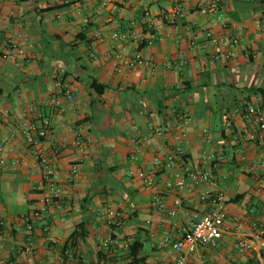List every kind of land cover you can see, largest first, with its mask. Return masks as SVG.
<instances>
[{"label":"crops","instance_id":"0c3cea01","mask_svg":"<svg viewBox=\"0 0 264 264\" xmlns=\"http://www.w3.org/2000/svg\"><path fill=\"white\" fill-rule=\"evenodd\" d=\"M228 1L223 22L207 15L204 0H192L183 18L162 23L150 38L141 0H0V56L8 39L23 42L17 60L0 58V158L7 161L0 170V264H68L66 245L84 264H175L172 243L212 207L201 199L205 190L225 193L224 233L215 245L198 247L191 264H264L254 241L234 246L250 237L255 221L264 222V169H251L263 150L249 137L255 120L242 111L264 104V0ZM173 2L147 6L157 14ZM128 29L145 37L140 49L149 64L115 69L113 51L122 43L111 34ZM231 35L240 39L235 47ZM128 45L130 52L136 47ZM230 50L235 55L227 57ZM58 75L78 85L75 102L56 93ZM94 81L104 86L100 92ZM181 113L190 116L185 139L176 127ZM45 117L53 135L40 148L56 164L61 193L40 210L46 185L25 130L41 127ZM156 125L168 129L151 134ZM78 133L86 153L72 183ZM179 146L192 171L212 172L217 184L185 174L178 188L183 169L158 167L155 158ZM142 168L156 172L153 187L138 176ZM155 194L165 196L166 210L151 206ZM34 212L29 231L23 217ZM80 224L84 232L70 245ZM135 242L141 247L132 255Z\"/></svg>","mask_w":264,"mask_h":264},{"label":"built area","instance_id":"2783aa9c","mask_svg":"<svg viewBox=\"0 0 264 264\" xmlns=\"http://www.w3.org/2000/svg\"><path fill=\"white\" fill-rule=\"evenodd\" d=\"M146 5L145 17H146V28L149 31L150 38H153L156 29L162 23L168 21L175 23L178 19L184 17L186 13V6L192 0H174L173 4L166 9H162L157 14H153L150 8L147 6L152 0H141ZM229 5L228 0H204L203 6L205 12L208 16H215L220 22H223L224 17L221 13V9ZM113 19V18H112ZM117 25H119L116 19ZM84 21L89 22L88 18ZM256 24L261 26V19L256 15ZM94 35L97 39L102 40L103 36L100 29L94 31ZM210 36L211 33L207 32ZM113 39L121 41L119 48L113 51L112 65L115 69H120L122 67H135L139 65H147V61L140 49V44L145 41V37H140L136 31L128 29L126 31L115 30L111 34ZM129 41L135 44V49L130 52ZM240 39L236 35H231V46L235 47L239 44ZM10 48L3 52L0 58L17 60L19 55L23 52L22 43L17 41V39H8ZM235 51L230 50L227 52L226 56H234ZM188 60L185 59L182 63H187ZM55 91L58 95L64 97L70 102H75L78 98L79 87L74 82L68 80L64 75H58L55 81ZM57 103V101H55ZM243 114L246 117H252L255 120V124L249 133L250 139L261 145L263 150V156L260 158L259 162L252 165L251 169L253 173H261L264 169V104L260 103H249L243 107ZM182 121L176 124V127L180 131L182 137L186 138V131L184 126L189 122L190 116L188 113H181ZM168 126H152L150 128L151 134H162L163 131L167 130ZM53 135V128L51 120L47 117L43 119L41 127L35 128L30 127L25 130L26 142L29 147L30 153L34 158L41 164L43 169V178L46 185V192H44L41 198V208L45 209L47 206H54V202L58 197H60L61 188L57 184L56 176V164L45 157L40 148V143L42 140L49 138ZM77 139L74 141L76 152L72 157L71 164V175L69 181L75 183L79 179V166L85 157V146L86 140L81 136L80 133L77 135ZM3 148V144H0V149ZM213 160L214 157L210 156ZM155 163L158 167H163L165 165L176 164L180 169H183V175L177 174L179 177L178 188L184 189L185 186V174L190 175L195 179H202L205 181H213L217 184V179L212 172L206 171L203 173H197L192 171L190 164L188 163V157L186 150L179 146L174 149H170L165 157L155 158ZM7 164L6 159L0 158V170H2ZM132 173V172H131ZM138 176L143 180L144 184L148 187H153L157 183V175L155 171H149L142 168L138 172ZM167 186H173L172 181L167 182ZM264 197V188H263ZM201 199L204 201H210L212 207L202 215L198 221H196L193 226L183 232V234L172 243V247L178 253L177 260L175 264H191V255L200 246L207 244L215 245L218 240L223 236L224 233V221L226 217L225 209V193L222 190L212 192L211 190H205L201 193ZM151 206L159 210H166V200L163 194H155L151 200ZM169 214L174 215L176 213L175 209L167 210ZM38 212H34L31 215H25L23 218L26 222L29 231H33V217H35ZM119 220L115 221V224H119ZM244 227L243 222L237 223V229H242ZM114 230L111 231L110 238L104 242V245L113 240ZM51 241L56 242L57 238L51 236ZM250 241H254L261 249V254L264 252V222L255 221L253 223L252 231L250 237L245 240H238L234 246L237 249L247 248L250 245ZM30 244H32L31 237L29 238ZM30 247H28L29 249ZM63 256L67 259L68 264H84L86 262L85 258L81 254H77L74 250L67 248L63 252ZM107 264H115L113 262Z\"/></svg>","mask_w":264,"mask_h":264},{"label":"trees","instance_id":"16d2710c","mask_svg":"<svg viewBox=\"0 0 264 264\" xmlns=\"http://www.w3.org/2000/svg\"><path fill=\"white\" fill-rule=\"evenodd\" d=\"M67 5H69V3H64V4H62V5H57V6H55V8H61L62 6H67ZM144 44H145V41H143L141 44H140V48L141 47H143L144 46ZM97 86H101L102 88L104 87L103 85H101V84H96V81H94L93 82V87H95L96 89H98V87ZM98 91H99V89H98ZM101 91V90H100ZM99 91V92H100ZM83 232H84V226H83V224H80L79 226H78V228L72 233V235H71V238H70V245L71 244H73V241L74 240H76V238L80 235V234H83ZM115 235H113V237H114ZM69 245V244H68ZM70 245H69V247H70ZM141 247V244H139V243H137V242H135V243H133L132 245H131V254L132 255H135L136 253H137V251H138V249ZM66 248H67V245H66ZM66 248L64 249V251L66 250Z\"/></svg>","mask_w":264,"mask_h":264}]
</instances>
